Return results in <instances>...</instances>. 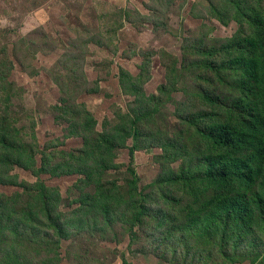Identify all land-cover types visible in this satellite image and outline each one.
Instances as JSON below:
<instances>
[{"label":"rangeland","instance_id":"rangeland-1","mask_svg":"<svg viewBox=\"0 0 264 264\" xmlns=\"http://www.w3.org/2000/svg\"><path fill=\"white\" fill-rule=\"evenodd\" d=\"M245 1L0 0V68L4 72L0 73L7 79H0V123L8 119L23 144L36 147L37 159L49 155L50 166L69 160L63 153L83 149L85 139L95 138V132H112L133 109L135 98L120 84L122 70L135 77L143 59L149 58L150 70L145 71L149 79L143 90L146 95L156 94L165 83L161 56L165 51L178 59L181 77L178 91L147 129L155 137L167 132L179 139L186 148L184 156L162 164L159 148L143 149L135 153L132 166L138 175V190L149 196L147 204L153 213L144 217L132 236L120 214L106 225L102 214L79 212L81 201L94 194L96 186L80 183L77 174L61 178L45 174L41 178L46 185L60 189L59 210L71 225L57 252L48 258L33 257V264H123V259L129 264H224L211 243L200 240L196 245L191 234L182 232L184 209L192 201L184 188L154 183L163 167L175 173L198 167V150L203 148L197 150L196 139L181 118L207 112L198 101L200 95L209 91L228 103L238 99L241 70L229 63L232 53L218 57L224 69L213 77L192 63L204 59L199 49L228 44L237 34L240 20H244V31L250 30L237 7V2ZM249 1L264 5V0ZM251 2L246 6H256ZM122 9L134 13L129 16ZM89 118L95 126L84 136L82 125ZM143 144L155 145L151 140H143ZM132 145V140L127 141L128 147ZM114 164L102 182L116 184L127 198L131 180L128 149L116 152ZM13 174L21 181H37L30 171L19 167ZM17 191V187L0 186V192L9 196ZM167 191L175 201L162 198ZM120 207L121 214L127 212L125 205ZM188 248L193 249L191 258L184 261ZM258 251L262 255L264 246ZM261 255L256 264L262 262ZM242 264H252V260Z\"/></svg>","mask_w":264,"mask_h":264},{"label":"trees","instance_id":"trees-1","mask_svg":"<svg viewBox=\"0 0 264 264\" xmlns=\"http://www.w3.org/2000/svg\"><path fill=\"white\" fill-rule=\"evenodd\" d=\"M248 2L251 1L237 2V7L250 30L245 32L244 20H240L237 34L228 44L199 49L204 59L192 63L213 77L224 69L218 57L232 53L229 63L239 65L241 70L237 81L238 99L228 103L204 91L198 101L207 112L181 118V123L196 139V148H203L200 152L197 148L198 167L176 173L163 167L154 183L170 189L184 188L192 201L184 209L182 232L191 234L196 245L200 240L211 243L224 264H242L248 259L256 264L261 255L258 250L264 246V5L256 1L251 2L256 6H246ZM122 12L129 16L134 13L128 9ZM161 56L166 69L165 83L157 88V93L146 95L143 90L149 79L145 73L150 70L149 58L143 59L140 73L135 77L122 70L120 84L127 95L135 98L133 109L121 117L112 132H95V138L85 139L83 149L65 151L63 155L70 159L63 163L50 166L46 154L37 159L36 147L24 145L8 119L0 123V186L19 189L10 196L0 192V264H33V257H51L68 238L71 222L59 210L60 189L47 186L41 178L45 174L57 178L77 174L81 176L80 183L96 186L95 193L81 201L79 212L102 214L106 225L117 220L116 215L120 214V221L129 227L132 236L134 229L143 224L144 217L153 213L147 204L149 196L138 190V175L132 168L135 153L159 148L162 151L159 159L164 164L177 161L186 149L167 132L155 137L147 129L180 84L178 59L165 51ZM0 71L4 73L1 68ZM1 73L0 79L7 82ZM65 107L61 110L67 113ZM87 116L94 119L90 114ZM90 118L82 125L84 136L95 126ZM129 140L133 141L131 147L127 146ZM143 140H151L155 145H144ZM124 148L128 149L131 175L127 198L120 194L116 184L111 182L107 186L102 182L115 167L116 152ZM15 167L30 171L37 181H21L13 174ZM169 192L162 198L171 203L175 200L168 196ZM121 204L125 205L126 213H120ZM191 251L188 248L184 252V261L191 258ZM261 257L264 262V253ZM122 263L129 264L124 259Z\"/></svg>","mask_w":264,"mask_h":264}]
</instances>
